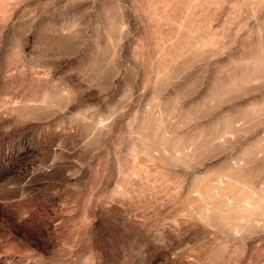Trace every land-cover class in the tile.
<instances>
[{"label": "rangeland", "instance_id": "374dc122", "mask_svg": "<svg viewBox=\"0 0 264 264\" xmlns=\"http://www.w3.org/2000/svg\"><path fill=\"white\" fill-rule=\"evenodd\" d=\"M0 264H264V0H0Z\"/></svg>", "mask_w": 264, "mask_h": 264}]
</instances>
